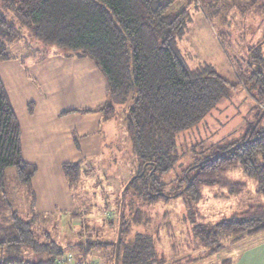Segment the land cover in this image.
Masks as SVG:
<instances>
[{"label": "trees", "instance_id": "1", "mask_svg": "<svg viewBox=\"0 0 264 264\" xmlns=\"http://www.w3.org/2000/svg\"><path fill=\"white\" fill-rule=\"evenodd\" d=\"M1 1L14 11L21 25L31 27L32 37L88 57L100 69L107 81L106 100L81 112H98L107 120L115 112L113 101L128 104L125 129L132 144L134 171L119 188L116 239L101 240L105 237L103 227L95 230L85 227V241L79 236L67 246L86 254L112 244L108 264H168L160 239L162 222L152 227L150 220L158 203L165 205L177 198L182 199L188 214L195 217L189 221L190 230L210 254L222 249L227 238L233 237L231 242H235L245 235L264 232V203L251 204L213 226L202 222L198 212L190 209L202 200L206 188L244 196L248 186L228 178L235 172H241L253 182L254 194L264 196V130L258 129L260 121L252 122L241 140L212 144L210 153L182 168L175 175L170 191L165 190V176L174 171L178 159L176 137L196 125L231 87L216 71L191 68L183 60L178 40L187 19L184 7L171 11L174 0ZM21 39L19 28L0 11V62L9 58V46ZM260 43L253 47L246 61L247 75L241 73V77L258 85L264 102V55L257 50ZM33 107V102H29V113ZM260 112L264 114V109L258 115ZM21 134L19 120L0 77L1 213L9 207L3 191L8 167H14L16 179L26 186L32 204L35 201L31 181L37 166L23 158ZM257 152L261 160L254 158ZM81 168V160L62 163L64 177L75 198L82 186ZM168 213L165 211L162 219ZM80 214L75 211L71 216L78 218ZM3 220L0 264H57L68 256L66 247L48 232L44 240H38L32 222L17 211H11L10 217ZM161 221L171 229L172 221ZM23 247L44 257L37 261L17 257ZM170 250L174 255L179 253L176 244H171ZM222 264H231V259L222 260Z\"/></svg>", "mask_w": 264, "mask_h": 264}, {"label": "rangeland", "instance_id": "2", "mask_svg": "<svg viewBox=\"0 0 264 264\" xmlns=\"http://www.w3.org/2000/svg\"><path fill=\"white\" fill-rule=\"evenodd\" d=\"M182 7L187 10L184 31L178 40L183 60L191 68L216 71L231 87L196 125L176 137L178 159L174 171L165 176L167 192L175 175L197 157L210 153L212 144L241 140L252 122L260 121L258 129L264 130V114L260 112L258 115L260 109H264L258 85L253 81L245 82L241 77V73L246 74V68L249 70L246 61L253 47L264 37V0H174L171 11L176 12ZM0 11L22 33L21 41L9 46L7 61L0 63V77L27 137L22 136L24 158L30 156L35 160L40 156L37 150H32L34 153L31 154L28 148L31 149L30 142L37 137L28 138V126L23 119V115L28 114V103L33 102L35 110L48 116L49 123L51 119L54 121L53 137L59 159L63 162L82 161V186L76 191L77 198L73 193L72 200L68 185L67 189L60 187L63 180L54 174H60L65 179L62 163L54 155L45 159L44 163L41 154L36 176L41 196L36 197L34 193L33 204L26 186L16 179L14 167H8L3 191L9 207L0 212V224H5L3 219L9 218L11 211H17L32 222L38 240H44V234L48 232L58 244L66 247V264H77L78 261L80 264H108L112 244L106 249L97 248L86 254L67 244L75 242L79 236L84 242L87 236L85 227L94 230L103 227L104 239L101 235H92L107 242L116 239L119 188L134 171L131 167L135 158L125 129L128 104L113 101L115 112L107 120L96 112H81L83 108L96 105L102 97V86L96 76L99 75L103 82L104 79L91 59L84 57L82 62H89L93 70L81 64L72 65L71 62H77L79 57L73 50L43 44L32 37L31 27L21 25L14 11L1 0ZM257 50L264 55V41ZM44 57L49 59L44 60ZM70 58L74 60L70 61ZM50 95H55L52 98L56 101L48 99ZM24 98L29 99L27 103ZM75 130L77 137L72 135ZM83 132H90L89 137L82 136ZM254 158L261 160L260 153L257 152ZM228 178L246 184L249 191L244 196H230L218 189H204L202 200L190 209L197 211L202 222L208 226L251 204L264 203V196L254 194L253 182L241 172L231 173ZM42 181H47L48 186L53 183L56 197L50 193L47 196L42 194ZM65 190L67 196H63ZM185 207L181 198L172 199L165 205L160 202L150 220L152 227L162 222L160 239L169 259L168 264H222V260L235 257L237 252L262 236L245 235L234 244L231 242L233 237L227 238L223 240L222 249L210 254L190 230L189 221L195 220V217L188 214ZM74 211L81 213L80 217H72L71 212ZM165 211L169 215L164 219L173 222L171 229L166 227L165 221H161ZM171 244L177 245L178 254L174 255L170 250ZM16 255L31 261L44 257L27 247L21 248Z\"/></svg>", "mask_w": 264, "mask_h": 264}, {"label": "crops", "instance_id": "3", "mask_svg": "<svg viewBox=\"0 0 264 264\" xmlns=\"http://www.w3.org/2000/svg\"><path fill=\"white\" fill-rule=\"evenodd\" d=\"M74 57H76V56H74ZM84 57L83 56H79L77 58L78 60H76L77 62H71V63H73L72 65L81 64L82 67H86L88 69L93 70L91 68V65L89 64V62H87V61L86 62H82L85 58H88V57H85V58ZM43 59L44 60H48L49 58L44 57ZM73 60H72V58H70V61H73ZM4 61H7V60H4ZM4 61H2L0 63H3ZM90 61L92 62L93 65H95V67L99 71L100 75L103 76V74L101 73L100 69L96 66L94 61L93 60H90ZM96 77L98 78V81L101 83V86H102V91H101V96L102 97L100 98L101 100H100V102H98L93 107H88V108H83V109L94 108V107H96L97 105L103 103L106 100L107 81H106L105 77L103 76V79H104V82H105V84H104L103 80H101L99 75H97ZM52 97H55V95L48 96V99L51 98L52 100L56 101V98L54 99ZM28 100L29 99H27V98L23 99V101H25L26 103L28 102ZM49 109L52 110L51 108H49ZM27 112H28V114H26L27 116H25V114L23 113L24 114L23 115V119H24V122L28 126V128H27L28 138L31 139V138H36L37 137L35 141L30 142L31 143V149H30L29 146H28V148H29L31 154L34 153L32 150H37V152H39L40 156L37 159H35V160H34V158H31L30 156H29L28 159L24 158V149H23L22 136H25V139L27 137L25 135L23 124L21 123V121H19L20 126H21V132H22V134H21L22 152H23V158L26 161L33 162L37 166V172L34 175V177L32 178L31 185H32L34 193L36 194V197H38V196H41L40 195V191H39V185L40 184H38V185L36 184V181H38L36 179V176L39 173L38 164H39L40 161H38V160H40L39 158H41V154H43L42 162H44V163H45V159L48 160L49 157H51L53 155L61 163H63V161H61V159H59V153H58V151H57V149L55 147V138L53 137V134L55 132L56 126L54 124L53 119H51V121L49 123V118H48L47 115L45 117L43 113L38 111V109L35 110V104H34V107H33V112L32 113H29V111H27ZM96 113H98V112H96ZM51 114L52 113H50V116H51ZM57 114H60V113L57 112ZM54 115H56V114H54ZM99 120H100V118H99ZM72 135H73V137H77L78 133L76 132V130L72 132ZM89 135H90V132H86V133L83 132L82 133V136L89 137ZM27 144H28V142H27ZM54 174L58 175L60 177V179L63 180V183L61 184L60 187L66 188L67 185H68V183L66 181V178L64 179L60 174H57V173H54ZM42 182H43V188H44L42 194L44 196H47V194L50 193V194H52L53 196L56 197V190H55V187H54L53 183H51L52 186L51 185L48 186V182L47 181H42ZM50 188H51V190H50ZM68 188H69V186H68ZM69 190H70V188H69ZM70 192H71V197H72V200H73V192L71 190H70ZM35 194H34V196H35ZM67 195H68L67 190H65V192L63 193V196H67ZM255 235L256 236L262 235V236L260 238H258L257 241L253 242V244L250 245L249 247H247L246 249L240 250L239 252H237V255L235 257H228V258L231 259V264H264V232H261V233L255 234ZM243 237L240 238V239H243ZM240 239H238L237 241H239ZM237 241L233 242V244L236 243Z\"/></svg>", "mask_w": 264, "mask_h": 264}, {"label": "water", "instance_id": "4", "mask_svg": "<svg viewBox=\"0 0 264 264\" xmlns=\"http://www.w3.org/2000/svg\"><path fill=\"white\" fill-rule=\"evenodd\" d=\"M135 177V176H134ZM133 178V177H132ZM121 196H123V192L121 193ZM118 237H119V233H118ZM117 244H118V238H117V241H116V246H117ZM115 257H116V254H115ZM115 261H116V258H115ZM115 264H116V262H115Z\"/></svg>", "mask_w": 264, "mask_h": 264}, {"label": "built area", "instance_id": "5", "mask_svg": "<svg viewBox=\"0 0 264 264\" xmlns=\"http://www.w3.org/2000/svg\"><path fill=\"white\" fill-rule=\"evenodd\" d=\"M57 264H64V259H59V261L57 262Z\"/></svg>", "mask_w": 264, "mask_h": 264}]
</instances>
